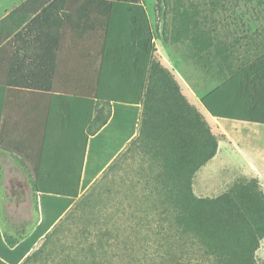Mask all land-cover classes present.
<instances>
[{"label":"trees","instance_id":"1","mask_svg":"<svg viewBox=\"0 0 264 264\" xmlns=\"http://www.w3.org/2000/svg\"><path fill=\"white\" fill-rule=\"evenodd\" d=\"M68 1L26 0L0 19L5 86L52 92L67 25L79 27V37L85 35L99 47L95 100L114 106L107 126L112 147L96 149L94 181L84 180L81 190L70 193L55 182H34L41 197V221L19 244L0 235V264H127L110 257L108 243L101 239L104 233L90 240L88 232L81 229L79 235L77 229L80 239H57L62 220L85 205V192L98 177L121 169L127 160L148 190L142 199L167 222L170 233L179 236L165 245L168 257L160 264H258L264 193L256 179H239L217 197L194 194L193 177L215 156L218 141L182 96L172 74L156 61L155 35L140 0ZM192 44L197 59L208 60L212 39L195 34ZM224 51L217 49L216 55L226 62ZM235 67L218 68L230 78L202 97L201 104L214 118L264 125V53ZM79 218L86 222L89 216ZM41 239V247L31 253Z\"/></svg>","mask_w":264,"mask_h":264},{"label":"crops","instance_id":"2","mask_svg":"<svg viewBox=\"0 0 264 264\" xmlns=\"http://www.w3.org/2000/svg\"><path fill=\"white\" fill-rule=\"evenodd\" d=\"M25 1L10 0V9L1 12L0 19ZM67 3L75 2L69 0ZM85 23L87 21L82 25ZM79 29L73 24L67 25L66 39L56 60L52 92L7 88L4 57L0 53V208L5 206L0 216V235L5 242L21 243L41 221V197L34 188L35 181L55 182L61 189H70V193L81 190L84 180L91 178L94 181L96 149L112 147L107 126L114 106L95 100V52L91 47L92 40L85 35L79 37ZM153 42L156 61L172 74L182 96L203 117L218 141L215 156L193 177L194 194L200 197L201 189L206 190V177L198 184L195 177L219 158L221 144L227 152L232 151L236 159L232 162L223 156L216 172L211 167L208 175L230 170L237 177L256 179L264 193V125L214 118L201 104L202 97L230 78L227 75L225 79L226 73L219 72L218 68L237 67L241 65L238 59L217 61L216 77L203 74L192 82L190 78L192 73L195 75L194 71H181L191 68L190 64L181 66L170 53L171 45L180 44V41H171V44L154 38ZM198 62L202 69H207L200 60ZM113 146L117 147L116 143ZM126 146L124 144L123 150ZM51 188L58 189L57 185Z\"/></svg>","mask_w":264,"mask_h":264},{"label":"rangeland","instance_id":"3","mask_svg":"<svg viewBox=\"0 0 264 264\" xmlns=\"http://www.w3.org/2000/svg\"><path fill=\"white\" fill-rule=\"evenodd\" d=\"M140 2L146 9L156 39L162 41L164 39L171 44L180 41V44L171 45L170 53L181 66L190 64L191 68H182L181 71L183 73L194 71L195 75L192 73L190 78L192 82L199 80L203 74L216 77V62L221 59L216 55L217 49L225 50L222 57H227V61L238 59L239 64H246L264 52L263 0H162L161 3L157 0H140ZM9 9L10 0H0V13ZM195 34L212 39L213 44L207 50V53L208 51L210 53L206 55L208 60H200L201 65L207 66V69L199 66L195 56L192 44ZM96 43L94 41L91 46L94 52L99 51ZM220 149L219 158L196 174L197 184L204 177L207 180L206 190L201 189L199 195L202 198L217 197L234 182L244 179L237 177L230 170L208 175L211 167L213 172H216L215 168L220 166L219 161L224 157L232 162L236 159L234 153L227 152L223 144ZM140 184L135 172L129 169L128 160L123 161L121 169L104 171L85 192L87 198L85 205L77 207L72 212L71 219L67 217L62 220L61 226L57 228L60 231L57 239L63 242L80 239L75 235L77 229L79 235L81 229L85 230V233L88 232V235L91 232L89 236L86 234L90 240L95 239L94 234L104 233L106 235L101 238L102 242L108 243V254L115 260L127 264H160L161 259L168 257L165 245L179 236L170 233L167 222L160 219L161 215L158 216L151 204L142 199L148 190L144 191ZM3 208H0V216ZM16 215L20 217L19 214ZM82 215L89 216L86 222L79 221ZM21 226L19 225V228ZM262 241L263 239L256 252L258 264H264ZM42 244L43 239L35 244L31 253L38 250Z\"/></svg>","mask_w":264,"mask_h":264}]
</instances>
